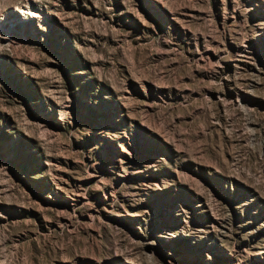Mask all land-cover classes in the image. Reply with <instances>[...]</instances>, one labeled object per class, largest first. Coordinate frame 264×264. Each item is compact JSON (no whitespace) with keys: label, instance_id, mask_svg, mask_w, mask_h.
<instances>
[{"label":"rangeland","instance_id":"rangeland-1","mask_svg":"<svg viewBox=\"0 0 264 264\" xmlns=\"http://www.w3.org/2000/svg\"><path fill=\"white\" fill-rule=\"evenodd\" d=\"M0 264H264V0H0Z\"/></svg>","mask_w":264,"mask_h":264}]
</instances>
